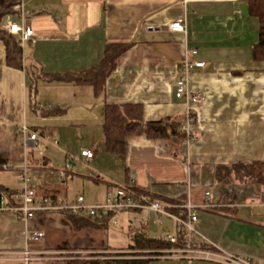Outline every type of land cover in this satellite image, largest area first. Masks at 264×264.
Wrapping results in <instances>:
<instances>
[{"label":"crops","instance_id":"0c3cea01","mask_svg":"<svg viewBox=\"0 0 264 264\" xmlns=\"http://www.w3.org/2000/svg\"><path fill=\"white\" fill-rule=\"evenodd\" d=\"M249 1L19 0L8 17L29 26L33 38L19 45L14 37L21 68L7 64L0 40V163L13 166L0 168V188L19 189L24 163L37 196L54 202L72 204L82 196L85 205H99L111 188L131 184L150 194L140 197L175 206L171 212L194 205L199 219L194 244L204 241L209 249L264 264V186L216 177L219 167L264 163V63L252 59L259 23L248 13ZM178 18L185 19V34L167 29ZM108 45L127 50L116 58L99 95L90 84L70 80L97 68ZM184 61L203 63L187 77L189 90L203 96L192 136L184 134L177 146L148 139V122L174 120L182 130L186 107L175 99L174 84ZM126 104L139 105L142 118L125 137L121 157L105 148L103 125L106 105ZM22 125L45 131L50 141L25 147L17 132ZM82 151L93 158L86 160ZM125 212L146 220L127 237L110 226L124 212L102 221L70 212L40 213L27 221L0 213V264H19L25 250L42 257L30 264L128 254L134 234L164 240L176 230L168 214ZM33 232L43 238H29ZM149 259V264H217L175 255Z\"/></svg>","mask_w":264,"mask_h":264},{"label":"built area","instance_id":"2783aa9c","mask_svg":"<svg viewBox=\"0 0 264 264\" xmlns=\"http://www.w3.org/2000/svg\"><path fill=\"white\" fill-rule=\"evenodd\" d=\"M220 1H233V0H220ZM18 8V5L15 7ZM10 15L3 19L2 28L8 34L18 39L19 45H23L32 41V29L25 24H14L10 20ZM168 31L171 33L185 34V19L178 18L169 23L167 26ZM193 67L202 68L203 63H189L184 61L181 64L179 77L174 84V97L181 101L186 107L185 121L182 126L184 134L190 138L192 136L191 126L195 121V111L202 103L203 96L199 93H193L188 87V72ZM23 138V145L27 148L33 147L41 139L50 141L45 131H30L26 126L22 125L17 131ZM55 144L54 141H52ZM86 160L93 158V153L90 151H82L80 153ZM0 168L3 170H10L13 168L12 164L1 162ZM64 171L58 172L59 177H63ZM17 180L19 189L10 196L0 194V213H12L20 220L27 221L32 219L37 214L45 212H70L74 215H86L89 219L95 221H102L106 218L119 215L125 211H141L151 210L157 213L168 214L175 222L176 232L173 235H167L164 240L172 245L180 244L175 253L176 256L185 257L187 259H201L205 261L214 262L217 264H251L250 261L245 260L237 255H233L214 247L209 249L207 242L194 244V239L198 233L196 225L199 221L196 207L189 202L181 206L177 213L169 211L170 207L161 206L158 203L150 202L147 199L140 197L135 191H132L133 185L127 184L126 186L115 188L114 191L109 190L106 194L104 203L99 205L88 206L84 204L83 197L78 196L73 205H68L66 201L54 202L47 197H40L36 194V186L33 184L29 174V168L26 163L22 164L18 172ZM209 193H205L204 198L208 200ZM207 206V204L205 205ZM117 223L116 219L112 220V225ZM181 237V239H180ZM29 238L37 240L43 238V233L33 232L29 234ZM208 245V246H207ZM18 259L19 264H30L32 261L41 260L42 257L31 251L25 250L20 253Z\"/></svg>","mask_w":264,"mask_h":264},{"label":"trees","instance_id":"16d2710c","mask_svg":"<svg viewBox=\"0 0 264 264\" xmlns=\"http://www.w3.org/2000/svg\"><path fill=\"white\" fill-rule=\"evenodd\" d=\"M18 3L19 0H0V24L2 18L11 14L14 6ZM248 13L255 17L259 23L258 41L253 47L252 59L255 62L264 63V0L249 1ZM0 40L6 49L7 64L14 68H21V50L16 39L0 27ZM125 50H127V46L108 45L105 49L104 58L97 68L91 69L82 75L74 76L70 80L76 83L90 84L95 93L99 95L103 91L106 77L114 69L116 58ZM141 118L142 109L139 105H106L103 125L105 148L123 157L125 155V137L127 134L137 130ZM181 125L174 120L148 122L145 126L146 137L152 140H165L169 145L177 146L185 139ZM232 176L239 182H254L264 186V163L234 164L217 169V179L222 177L223 180L229 181ZM131 189L138 195H150L147 192L139 191L133 186ZM11 193L8 189L0 188V194L10 196ZM168 204L176 205L173 201H169ZM174 212L176 213V210L172 209V213ZM174 247H180V244L172 245L163 239H150L144 234L136 233L133 236V243L128 249L132 253L112 256L94 255L90 259H78L75 257L65 261L63 264H149L150 256L144 257L139 253L140 251H148L149 254L158 256L161 251Z\"/></svg>","mask_w":264,"mask_h":264},{"label":"rangeland","instance_id":"374dc122","mask_svg":"<svg viewBox=\"0 0 264 264\" xmlns=\"http://www.w3.org/2000/svg\"><path fill=\"white\" fill-rule=\"evenodd\" d=\"M4 172V171H3ZM76 187H74L73 189H72V192H73V190H76L75 189ZM111 190L112 191H114L115 190V188H111ZM80 193H82V191H81V189H79V191H78V193L77 192H74L72 195L73 196H75V195H77V194H80ZM104 201H105V199H104ZM103 201V202H104ZM102 202V203H103ZM68 203V205H73L74 203H70V202H67ZM101 203V204H102ZM88 206H91V205H88ZM141 220V224H139V221ZM94 221V220H93ZM117 221H118V224L117 225H115V226H113V225H111L110 224V226L111 227H113V230H115L114 231V233L116 234V235H118V236H121V237H127V235H129V233H130V230H136V229H140V227H141V225L142 226H145V224H146V220L143 218V216H140L139 214H135V213H131V212H124V213H121L118 217H117ZM155 222H157V220L155 221ZM148 223H150V221L148 222ZM156 223H154V225H155ZM109 226V227H110ZM110 227V228H111ZM130 228V229H129ZM155 228V227H154ZM175 231L176 230H174V231H172L171 233H170V235H173V234H175ZM177 247H174V248H171V249H169V250H163V251H161L160 253V255H163V256H173V255H175V253H176V251H177ZM141 255H143L144 257L145 256H147L148 257V255L150 256V257H154V255H151V254H149V252L148 251H140L139 252ZM176 256V255H175ZM74 257V256H73ZM78 259H84L83 257H81V256H76ZM75 258V257H74ZM86 258V257H85ZM90 258H92V256H88V259H90ZM71 259V258H70ZM73 259V258H72Z\"/></svg>","mask_w":264,"mask_h":264}]
</instances>
